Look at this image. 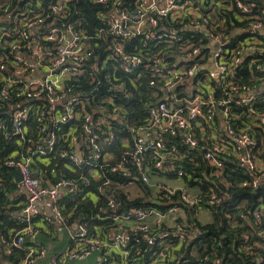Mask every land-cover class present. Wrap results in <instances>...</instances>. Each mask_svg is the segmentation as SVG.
Masks as SVG:
<instances>
[{
	"label": "built area",
	"instance_id": "1",
	"mask_svg": "<svg viewBox=\"0 0 264 264\" xmlns=\"http://www.w3.org/2000/svg\"><path fill=\"white\" fill-rule=\"evenodd\" d=\"M20 1L21 4L15 0H0V53L2 54L0 56V135L16 138L19 143L22 141L18 139L26 137L24 140L29 144L30 151L40 156L49 155L56 141L55 134L51 132L45 120L49 108L48 114L53 126L68 120H85L83 137L73 138L76 145L75 153H64L65 156H69L73 164L76 166L91 163L98 165L109 161L110 154L101 153V146L97 143L98 131L106 132L107 141H112L114 133L110 130V118H117L124 111L119 107L110 109L101 104L90 110L83 99V97H89V93H73L66 84L68 78L83 73L85 67L91 68L90 74L94 78L100 69L99 57L86 42L84 34L77 30L73 23L60 25V21L67 17L68 5L72 0H55L46 9L42 2ZM92 1L102 3L104 8H107L105 11L97 12L98 17L107 22V28L100 31L99 37L107 45V50L113 52L112 56L103 61V67L115 56L126 63L122 67L128 72L139 67L143 61L142 57L137 53L127 52L126 46L132 43L137 35L145 33L147 28L157 27L161 42L169 44L174 41L180 42L179 53L174 54L176 61L170 63L163 56H158L152 64L147 65L153 76L163 81L165 95L163 100L149 111L150 117L146 123L132 128L133 149H135L132 159L141 174L134 181L150 184L156 192H164L168 195L181 191L184 201L190 204L198 203L201 194L187 186L183 178L186 172L180 170L177 178L168 179L158 174L152 179V169L165 170L166 162L175 161L174 159H179L181 155L175 145L166 147L161 139L155 138V133L171 136L180 134L184 142L194 149L199 146L196 135L197 121H199L201 132L209 141L205 147L207 150L205 158L211 166L212 175H222L224 165L221 155L231 152L254 175L253 186L264 182V161L254 154V149L258 145L257 139L249 131L253 126L260 127L264 131V111L258 114L252 106L257 96L264 94V61L261 62L264 60V18L261 17L264 10L261 9L260 13L253 14L250 6L237 2V6L242 11L240 16L248 21L246 31L249 34L237 48L231 51V59H229L225 54L228 41L221 34L210 31V16L204 15L194 0H138L137 7L133 10L119 7L123 4L122 0ZM226 1L229 0H210V4L221 5L220 3ZM167 20L181 23L183 29L199 31L204 36L195 41L192 38L183 39L176 33H164L168 30ZM149 34L151 33L147 32L146 36L148 37ZM153 34L156 35V33ZM135 49L137 50L138 46ZM204 49L211 51L209 58L205 57ZM249 56H253L252 65L256 64V69L262 73L261 76H256L260 82L257 87L251 89L248 86H238L230 80L226 85L230 87V90L222 86L225 95L229 96L227 98H217L216 88H210L204 94L201 93L204 83L198 75L202 69L208 70L207 78L216 80L218 85H222V78L231 74L234 66L239 62L242 63ZM258 59L261 60L258 61ZM196 60L204 62L203 65ZM97 80H99L98 85H101L103 80ZM155 81L152 80L151 84ZM204 82L209 81L204 79ZM181 86L185 87L184 92H190V96L180 97L178 89ZM125 87L124 82H119L111 86L110 90L123 93ZM44 95H47L49 103L46 109L42 107L39 110L38 121L41 132H48V135L42 144H37L29 136L27 138V120L31 111L39 106L34 107L32 103L36 100H44ZM108 100L112 102L114 98L110 97ZM234 100L241 105L251 106L250 111L253 115L251 117L256 118L251 125H245L239 130L229 122L231 116L241 117L238 114H232L230 103ZM219 113L222 123L218 126L215 118ZM86 141L89 143V150L80 151V142ZM30 143L34 145V148L30 146ZM148 150H152L153 161H155L153 165L145 163V153ZM32 156H20L18 151H13L4 160L10 170L18 169L21 172L22 180L18 181V185L27 194V203L19 214V219L25 225L18 232L19 237L13 240L12 245L23 247L28 250V253L17 264H33L39 257L47 255L46 248L35 241L40 227L33 221V206L50 200L54 203L56 218L65 222L66 218L59 206L60 193L64 190L81 191V181L67 177H61L56 182L44 185L31 168ZM124 161L114 166L113 171L129 176L131 171L125 166ZM52 172L54 173L55 170ZM221 181L226 186L229 185L223 178ZM111 184V181L106 182L105 185L108 188L104 190L112 192ZM108 197V206L103 207L102 211L106 212L107 217L115 223L108 235L109 239L100 235L91 236L88 226L80 222L78 231L73 235V245L54 254L50 264H66L73 259L85 260L98 250L105 255H101L96 264H137L138 259L132 258L127 249L129 231L133 229L141 231L149 244L156 240L157 234L160 238L174 234L182 242H191L193 228L189 229L177 221L178 217L184 215V211L179 207L171 206L166 210L135 208L130 212L116 213L117 203L114 194L110 193ZM219 199L208 201V203L212 204ZM203 210L211 214L208 208L202 207L197 212L198 218L202 217ZM263 216L262 206L253 210V219L241 214L244 221L257 223V232L261 235V240L255 241H252L249 235H244L238 246L242 253L251 258L252 264H264ZM26 237L32 240L27 246H25ZM11 251L9 246L7 254ZM1 256L3 255L0 254ZM207 259L206 256L204 260ZM170 260L171 257L167 260L162 254L155 257L149 264H168ZM9 264L13 263L9 262Z\"/></svg>",
	"mask_w": 264,
	"mask_h": 264
},
{
	"label": "trees",
	"instance_id": "2",
	"mask_svg": "<svg viewBox=\"0 0 264 264\" xmlns=\"http://www.w3.org/2000/svg\"><path fill=\"white\" fill-rule=\"evenodd\" d=\"M15 1L21 4L20 0ZM34 1L42 2L45 9L55 2V0ZM122 2L123 4L119 7L133 10L137 7L138 0H122ZM194 2L204 15L210 16V31L214 34H221L228 41L225 46V54L229 59H231V51L237 48L249 34L246 31L248 21L243 20L240 16L242 11L237 6V2L250 6L253 14L260 13L261 9L264 10V0H229L220 3L221 5H211L210 0H194ZM68 6L67 17L60 21V25L73 23L75 28L84 34L86 42L99 57L98 65L100 69L96 72V78L102 79L103 82L98 85L99 80L90 74L91 68L85 67L83 73L71 76L66 80V84L73 93H89V97H83V99L86 107L90 110L92 107L101 104L108 106L110 109L122 108L124 113L118 115L117 118H110V130L114 133L112 141H107L106 132L98 131L99 139L97 143L101 146V153H108L111 156L109 161L101 162L98 165L91 163L76 166L69 156L64 155V153H75L76 145L73 138L81 139L83 137L85 120H68L53 126L48 114L49 108L45 120L48 122L51 132L56 136L54 148L49 155L40 156L30 151L29 144L24 140L26 137L18 139L22 141V143H19L16 138L0 135V254L3 255L0 257V264H9V262L17 264L28 253L27 249L12 245L13 240L19 237L18 232L25 225L19 219V214L24 207L25 197L18 193V189H20L18 180L11 174V170L5 165L4 161L13 151H18L20 156L33 155L31 168L44 185L47 184L46 180L56 182L61 177L81 181V191L66 192L59 199V206L62 208L63 216L68 223H74L77 220L85 223L91 236L100 235L108 238L109 233L115 226L114 221L107 217L108 214L102 211L103 207L108 206V195L110 193L114 194L117 203L116 213L130 212L135 208L147 207L166 210L171 206H177L184 211V215L178 217L177 221L186 225L189 229L193 228L190 243L182 242L174 234L164 238H160L157 234L155 235L156 240L149 244L141 231L136 229L129 231L127 249L132 258L138 259L137 264H149L155 257L162 254L165 255L167 260L171 257L168 264H252L251 258L242 253L238 246L244 235H249L252 241L261 240V235L257 232V223L255 221H244L241 214L253 219V210L260 206L263 207L264 213V182L253 186L254 175L231 152L221 155L224 165L222 175H212L211 166L205 158L207 151L205 147L209 141L205 139L201 127L196 128L199 146L194 149L184 142L183 136L180 134L177 136L161 135L164 145L166 147L175 145L180 150L181 155L179 159H174L175 161L166 162L164 164L165 170L152 169V179L158 174L168 179L177 178L180 170L186 172L183 178L187 186L193 188L194 191H199V194H201L198 203L190 204L184 201L181 191L168 195L164 192H156L150 184L134 181L141 174L132 159L135 152V149H133L132 128L145 124L150 117L149 111L156 107L165 95L163 81H159V77L153 76L147 65L152 64L158 56H163L170 63L176 61V55L174 54L179 53L180 42L174 41L171 44L161 42L157 34L159 33L158 28H147L144 31L145 33L137 35L132 43H128L126 46L127 52H134L142 57L143 61L139 67H136L132 72H128L122 67L126 63L117 56L109 59L103 67V61L112 56L113 52L107 50V45L99 37L100 31L107 28V22L98 17L97 12L98 10L105 11L107 8L105 9L102 3H95L92 0H72ZM261 17L264 18V14ZM166 25L168 30L164 33H176L177 36L183 39L192 38L198 41L204 36L199 31L183 29L182 24L178 22L167 20ZM147 32L151 33L148 37L146 36ZM153 33H156V35ZM136 46H138L137 50L135 49ZM203 53H205L206 58L211 56V51L208 49H204ZM252 60L253 56H249L242 63L239 62L235 65L232 75L229 74L222 78V85H218L216 80L212 81L207 78L208 70L202 69L198 75L204 83L200 90L201 93L204 94L210 88H216L217 98H227L229 96L225 95L222 86L230 90V87L226 86L227 81L230 80L235 85L248 86L254 89L260 84L256 76L259 77L262 73L256 69V64L252 65ZM260 60L258 59V61ZM196 61L201 65L204 63L200 60ZM108 75L110 76L107 77ZM204 79L209 82H204ZM152 80H156L154 84H151ZM119 82H124L126 85L123 93H115L110 90L111 86ZM184 88V86H181L178 89L180 97L190 96V92L183 91ZM44 96V100H36L32 103L34 107L39 106L31 111L27 120V138L29 136L37 144H42L44 138L48 135V132H41L38 121L39 110L42 107L46 109L49 103L47 95ZM110 97H113L114 101L110 102L108 100ZM230 105L232 114L241 116L240 118L231 116L229 119V122L237 130L245 125H251L255 121L256 118L251 117L253 116L250 111L251 106L241 105L237 100L232 101ZM252 106L258 114L264 111V94H259ZM215 121L218 126L221 125L220 113L216 116ZM249 131L257 139L258 145L254 149V154L258 159L264 161V131L257 126H253ZM30 146L34 148L31 143ZM145 156V163L153 165L155 161H153L152 150L146 151ZM122 160H125V166L131 171V175L125 176L122 173L113 171V167L117 166ZM53 170H55L54 173ZM222 178L229 184L228 186L221 181ZM108 181L112 183L110 186L112 192L104 190L108 188L105 185ZM133 188H136V192H132ZM218 198H220L219 201L212 202V204L208 203V201L217 200ZM202 207L210 210L212 215L210 221L202 222L197 217V212ZM33 221L36 222L34 217ZM44 223L47 227L46 223L49 222L44 221ZM48 226L51 231L49 228H44V237L54 238L53 227L51 224H48ZM3 240H5V243H3ZM46 241L44 240V243L39 242L46 248V257H39L33 264H50L54 254L73 245L72 239L67 247L60 246L50 251ZM30 243V238L26 237L25 246ZM9 246L12 251L7 254ZM101 255H103L102 251L98 250L88 259H73L66 264H80L76 262L96 264ZM206 256L208 259L204 260Z\"/></svg>",
	"mask_w": 264,
	"mask_h": 264
},
{
	"label": "crops",
	"instance_id": "3",
	"mask_svg": "<svg viewBox=\"0 0 264 264\" xmlns=\"http://www.w3.org/2000/svg\"><path fill=\"white\" fill-rule=\"evenodd\" d=\"M197 125L200 126L201 122L197 121ZM226 136H228L226 134ZM158 137V134L155 133V138ZM78 149L80 151L82 150H89V143L86 142H80ZM13 171V170H11ZM10 171V172H11ZM51 180H46V183H50ZM181 182V180L179 181ZM193 189V188H192ZM67 191L64 190L60 193V198L66 193ZM18 193L22 194L25 197L24 205L27 203V194L23 188L18 189ZM141 195V194H140ZM22 201L20 202V204ZM33 216L36 219V225L40 227V233L35 237L36 242H42L44 243V240H47L46 244L50 251L56 249L57 247H67L70 245L71 240L74 239L73 235L78 231V226L81 221L77 220L74 223H68L65 219V222L63 220H59V218H56V220H53L52 218L57 216L56 210L54 208V203L50 200H47L43 203H38L33 206L32 209ZM50 219V220H49ZM202 222H207L212 219L211 214L208 211H205L202 217L199 218ZM44 221L49 222L46 223L47 227L44 225ZM48 224H51L54 230V238H51L49 236L44 237V228H49ZM50 230V228H49ZM51 231V230H50ZM46 234V233H45ZM30 241H32L30 239ZM44 263V261H43Z\"/></svg>",
	"mask_w": 264,
	"mask_h": 264
},
{
	"label": "water",
	"instance_id": "4",
	"mask_svg": "<svg viewBox=\"0 0 264 264\" xmlns=\"http://www.w3.org/2000/svg\"><path fill=\"white\" fill-rule=\"evenodd\" d=\"M157 138L161 139V134H158ZM11 174L14 175L18 181L22 180V174H21V172L18 169H15V170L11 171ZM52 219L56 220V216L53 217Z\"/></svg>",
	"mask_w": 264,
	"mask_h": 264
},
{
	"label": "rangeland",
	"instance_id": "5",
	"mask_svg": "<svg viewBox=\"0 0 264 264\" xmlns=\"http://www.w3.org/2000/svg\"><path fill=\"white\" fill-rule=\"evenodd\" d=\"M136 186L138 187V188H140L137 184H136ZM131 188V187H130ZM132 192H136V188H133L132 189ZM133 196V195H132ZM134 197V196H133ZM204 210L201 212V214L203 215L204 214ZM76 263H80V264H83V262H76Z\"/></svg>",
	"mask_w": 264,
	"mask_h": 264
}]
</instances>
